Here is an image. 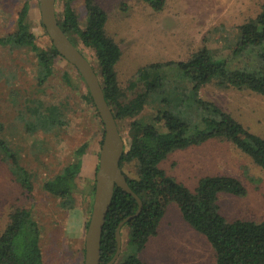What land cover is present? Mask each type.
Returning <instances> with one entry per match:
<instances>
[{
	"label": "rangeland",
	"instance_id": "1",
	"mask_svg": "<svg viewBox=\"0 0 264 264\" xmlns=\"http://www.w3.org/2000/svg\"><path fill=\"white\" fill-rule=\"evenodd\" d=\"M25 1L29 4L28 21L37 45L50 47V38L41 22L40 0H0V35L15 30L17 11ZM67 1L83 27L84 0H56L57 15L62 13ZM94 1L106 12V33L121 49L115 70L118 85L126 94L125 100L143 88V84L137 82L138 71L150 63L186 60L203 47L215 58H230L239 25L264 8V0H166L160 11L153 10L145 0ZM73 36L75 45L99 72L94 51L83 45L76 34ZM38 70L36 56L29 47L0 45V136L16 152L32 183V190H25L0 153V234L11 211L27 209L40 231L44 264H83L84 236L91 213L103 124L86 96L84 80L65 58L54 59L53 73L42 86L37 85ZM64 72L70 75V83L62 78ZM133 82L137 86L132 85ZM188 84L184 81L182 88ZM176 85L177 79L173 77L161 78L148 95L143 110L133 119L150 122L160 111L162 98H170ZM201 96L216 102L250 131L264 137L263 96L215 84L203 87ZM35 103L58 104L61 122L33 130L32 125L26 123L32 120L30 115ZM191 112L187 110L180 116L191 118ZM130 120L127 117L117 120L125 149L130 142ZM83 143L86 149L72 194L74 204L63 207L58 198L43 189L42 183L59 173L73 151ZM159 166L192 191L206 175L235 176L244 184L246 194L219 193L220 212L228 221L264 219V170L231 142L211 138L177 149ZM124 168L130 175L134 174L131 164ZM127 235V228L123 227L117 260L130 251ZM137 255L142 264H216L211 244L184 220L175 202L168 204L156 234Z\"/></svg>",
	"mask_w": 264,
	"mask_h": 264
},
{
	"label": "trees",
	"instance_id": "2",
	"mask_svg": "<svg viewBox=\"0 0 264 264\" xmlns=\"http://www.w3.org/2000/svg\"><path fill=\"white\" fill-rule=\"evenodd\" d=\"M145 1L155 11H160L166 2ZM84 5L86 17L83 27H80L68 1L62 13L57 15V20L74 44L73 34H76L83 45L94 51L104 97L116 121L126 117L132 119L128 123L130 142L122 152L119 165L128 185L142 201L140 213L122 226L127 228L130 251L114 264H142L137 253L156 234L170 202L177 204L184 220L211 244L216 264H264V219L228 221L219 210V193L236 196L246 194V188L238 178L226 174L206 175L198 180L192 191L167 175L159 166L174 150L220 138L231 142L264 170V137L250 131L216 102L201 96L203 87L215 84L224 89L249 90L264 97V8L255 17L239 25L238 38L230 58H215L203 47L186 60L150 63L138 71L137 82H141L143 88L125 100L126 94L118 85L115 70L121 49L106 33V12L94 0H84ZM28 9L29 4L25 1L17 11L15 30L0 35V45L24 46L34 51L39 66L37 85L42 86L53 73L54 59L61 55L52 43L48 48L37 45L28 21ZM170 77L177 79V85L173 87L170 98H162L160 111L150 122L133 119L143 110L148 95L155 90L158 81ZM62 78L70 83L68 72H64ZM182 81L189 83L185 89L182 88ZM132 85L137 86L135 82ZM86 96L95 107L88 89ZM40 103L33 105V114L30 115L32 120L26 124L32 125L34 130L38 126L49 128L61 122L58 104L42 106ZM187 110L192 111V117L184 119L180 114ZM85 149L86 143L78 146L62 170L42 183L43 189L58 198L63 207H72L74 204L72 194ZM0 153L16 174L15 179L25 190L31 191L28 171L1 136ZM126 164L132 165L134 174L130 175L125 170ZM137 206L131 194L114 187L101 233L100 264L110 260L116 250V226L127 215L134 213ZM0 264H44L40 231L27 209L15 208L9 214V221L0 234Z\"/></svg>",
	"mask_w": 264,
	"mask_h": 264
},
{
	"label": "water",
	"instance_id": "3",
	"mask_svg": "<svg viewBox=\"0 0 264 264\" xmlns=\"http://www.w3.org/2000/svg\"><path fill=\"white\" fill-rule=\"evenodd\" d=\"M55 4L56 0H40L41 22L58 53L72 64L83 78L104 130L98 154V167L94 177L91 213L84 236L83 264H100L101 233L114 187H120L131 194L138 204L136 211L127 215L116 226V250L110 260L105 263L114 264L121 251V228L126 221L140 213L142 201L128 185L119 165L122 152L125 149V143L114 114L105 100L99 75L90 61L60 27Z\"/></svg>",
	"mask_w": 264,
	"mask_h": 264
},
{
	"label": "crops",
	"instance_id": "4",
	"mask_svg": "<svg viewBox=\"0 0 264 264\" xmlns=\"http://www.w3.org/2000/svg\"><path fill=\"white\" fill-rule=\"evenodd\" d=\"M81 169V168H80Z\"/></svg>",
	"mask_w": 264,
	"mask_h": 264
}]
</instances>
